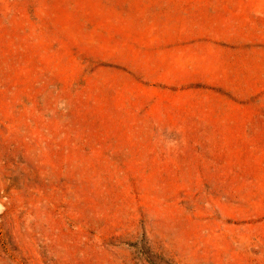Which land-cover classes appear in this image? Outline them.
Here are the masks:
<instances>
[{
  "label": "rangeland",
  "instance_id": "1",
  "mask_svg": "<svg viewBox=\"0 0 264 264\" xmlns=\"http://www.w3.org/2000/svg\"><path fill=\"white\" fill-rule=\"evenodd\" d=\"M0 264H264V0H0Z\"/></svg>",
  "mask_w": 264,
  "mask_h": 264
}]
</instances>
